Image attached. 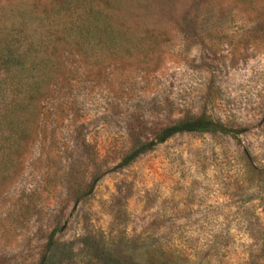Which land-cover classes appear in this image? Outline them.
<instances>
[{
	"label": "rangeland",
	"instance_id": "rangeland-1",
	"mask_svg": "<svg viewBox=\"0 0 264 264\" xmlns=\"http://www.w3.org/2000/svg\"><path fill=\"white\" fill-rule=\"evenodd\" d=\"M127 2L154 50L80 84L79 117L29 149L0 191V264H264V18ZM187 114L232 133L177 134L119 166Z\"/></svg>",
	"mask_w": 264,
	"mask_h": 264
},
{
	"label": "trees",
	"instance_id": "trees-1",
	"mask_svg": "<svg viewBox=\"0 0 264 264\" xmlns=\"http://www.w3.org/2000/svg\"><path fill=\"white\" fill-rule=\"evenodd\" d=\"M232 1L249 21L264 18V0ZM128 6L127 0H0V191L17 180L29 149L53 138L48 127L79 117L80 84L154 50V31L134 22ZM182 133L232 132L203 114H187L150 141L135 139L119 166ZM53 245L50 233L46 248Z\"/></svg>",
	"mask_w": 264,
	"mask_h": 264
}]
</instances>
